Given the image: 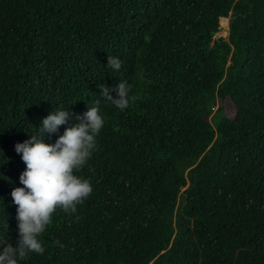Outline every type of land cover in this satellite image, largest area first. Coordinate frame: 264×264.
<instances>
[{"label":"trees","instance_id":"16d2710c","mask_svg":"<svg viewBox=\"0 0 264 264\" xmlns=\"http://www.w3.org/2000/svg\"><path fill=\"white\" fill-rule=\"evenodd\" d=\"M121 82L123 111L100 90ZM92 107L105 124L74 174L93 192L18 264H264V0H0V244L20 238L15 146Z\"/></svg>","mask_w":264,"mask_h":264},{"label":"clouds","instance_id":"9594fccd","mask_svg":"<svg viewBox=\"0 0 264 264\" xmlns=\"http://www.w3.org/2000/svg\"><path fill=\"white\" fill-rule=\"evenodd\" d=\"M107 66L119 71L121 61L109 56ZM100 90L102 98L121 111L129 107L131 88L125 83L121 82L115 89L101 85ZM112 91L117 93V98H113ZM96 103L99 105L100 101ZM69 119V111L56 110L43 120L37 134L15 146L26 165L20 176L24 187H17L11 193L18 206L20 238L15 247L10 243L0 244V264H18V260H24L29 253L43 255L45 248L38 237L52 223L57 208L65 213H75L77 205L83 204L93 192L89 180L74 172H79L91 158L105 120L98 107L89 108L83 117H76L79 123L68 127L55 144L44 142L46 134L58 132Z\"/></svg>","mask_w":264,"mask_h":264},{"label":"rangeland","instance_id":"374dc122","mask_svg":"<svg viewBox=\"0 0 264 264\" xmlns=\"http://www.w3.org/2000/svg\"><path fill=\"white\" fill-rule=\"evenodd\" d=\"M228 19V18H227ZM229 21V19H228ZM229 24L227 22V28H223L221 26L220 20H219V30L218 32L214 35V39H218V38H224L225 40H227L228 37V32H229V28H228ZM224 107V111L226 113V115L228 117H233L234 113H235V107L233 106V104L230 102L229 99H226L224 101H220V99L216 100V103L214 105V111L218 108V107Z\"/></svg>","mask_w":264,"mask_h":264},{"label":"water","instance_id":"95a60500","mask_svg":"<svg viewBox=\"0 0 264 264\" xmlns=\"http://www.w3.org/2000/svg\"><path fill=\"white\" fill-rule=\"evenodd\" d=\"M221 19V18H220Z\"/></svg>","mask_w":264,"mask_h":264}]
</instances>
